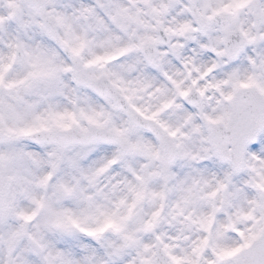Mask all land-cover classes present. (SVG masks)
<instances>
[{"label": "snow or ice", "instance_id": "1", "mask_svg": "<svg viewBox=\"0 0 264 264\" xmlns=\"http://www.w3.org/2000/svg\"><path fill=\"white\" fill-rule=\"evenodd\" d=\"M0 264H264V0H0Z\"/></svg>", "mask_w": 264, "mask_h": 264}]
</instances>
